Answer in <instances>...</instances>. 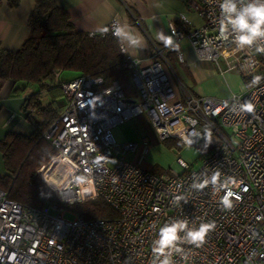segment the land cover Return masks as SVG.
<instances>
[{
	"label": "built area",
	"instance_id": "obj_1",
	"mask_svg": "<svg viewBox=\"0 0 264 264\" xmlns=\"http://www.w3.org/2000/svg\"><path fill=\"white\" fill-rule=\"evenodd\" d=\"M218 5L219 0H187L186 9L201 24L191 25L181 12L168 29L175 45L187 39L199 61L211 62L221 74L238 72L242 88L227 98L192 94L156 45L146 64L119 45L136 97L126 96L117 81L105 84L87 74L63 79L61 70L53 71L65 100L41 133L54 150L36 170L46 192L39 206H31L0 189V264H151L159 228L177 219L209 225L202 245L185 244L174 254L177 264H264V51L221 38ZM115 22L101 32L112 35ZM172 51L173 60L183 62L181 50ZM140 115L158 140L192 147L205 126L216 141L196 169L177 156L181 173L153 172L127 158L138 146L142 155L146 138L118 142L112 134ZM216 172L228 182L231 208L221 204L224 190L190 187L194 175ZM85 173L91 177L87 188L73 183L72 175ZM47 193H56L59 202ZM96 199L116 217L85 219L71 208ZM66 212L73 218L66 219Z\"/></svg>",
	"mask_w": 264,
	"mask_h": 264
},
{
	"label": "trees",
	"instance_id": "obj_2",
	"mask_svg": "<svg viewBox=\"0 0 264 264\" xmlns=\"http://www.w3.org/2000/svg\"><path fill=\"white\" fill-rule=\"evenodd\" d=\"M6 2L11 7L18 4V0ZM28 27V35L17 50L0 47V85L4 80L12 81V92L16 94L34 87L26 93L22 104L24 118L32 130L28 134L9 131L0 140L6 171L0 177V189L13 200L39 206L42 188L36 170L54 154L41 133L64 108V102L58 100L63 92L54 82L53 71L76 72L63 79L87 74L102 77L105 84L117 81L128 97H136V90L125 65L126 56L111 33L75 29L67 12L52 0H35L28 16ZM162 50L168 57L166 48ZM169 50L173 52L172 47ZM165 140L178 148L181 145L175 139ZM50 198L58 200L56 193H51ZM71 208L85 219L116 217V212L101 199L78 203Z\"/></svg>",
	"mask_w": 264,
	"mask_h": 264
},
{
	"label": "crops",
	"instance_id": "obj_3",
	"mask_svg": "<svg viewBox=\"0 0 264 264\" xmlns=\"http://www.w3.org/2000/svg\"><path fill=\"white\" fill-rule=\"evenodd\" d=\"M64 9L75 29L93 33L107 27L112 19L130 25L145 42L143 49L126 47V53L141 59L142 64L151 60L154 45L171 54L168 46L155 39L158 30L170 35L168 23L176 21L183 12L191 25L201 24V18L186 9L187 0H52ZM35 0H18L16 6H9L6 0L0 1V47L9 51L18 49L29 32L28 16ZM136 18L138 22L134 20ZM183 55L180 77L183 85L194 95H209L215 87L210 78L216 77L215 69H209L194 61V51L187 41L177 44ZM168 50V51H167ZM212 64V63H211ZM213 65V64H212ZM28 89V88H27ZM13 82L4 80L0 85V140L9 132L28 134L32 128L25 120L22 104L26 92L13 93ZM116 141L139 142L142 138L155 141V133L145 115L132 118L112 130ZM146 169L152 166L141 164ZM4 175V165L0 153V177Z\"/></svg>",
	"mask_w": 264,
	"mask_h": 264
},
{
	"label": "clouds",
	"instance_id": "obj_4",
	"mask_svg": "<svg viewBox=\"0 0 264 264\" xmlns=\"http://www.w3.org/2000/svg\"><path fill=\"white\" fill-rule=\"evenodd\" d=\"M218 6L221 38L231 39L240 49L255 45L258 50L264 51V0H219ZM111 31L122 52H126V47L133 49L145 47L144 38L126 23L115 22ZM155 39L168 47L177 46L174 44V37L165 34L163 30L157 31ZM71 179L74 184L83 185L85 188L91 182V177L86 173L72 175ZM226 183L228 182L220 180V173L216 172L211 176L194 175L190 187L199 191L212 185L214 190H224L225 195L221 198V204L224 208H231L232 192L226 188ZM208 230L209 225L201 223L199 226H190L187 219L172 220L163 224L158 230L157 238L152 241L151 264H177L173 257L181 251V246L188 244L199 247L204 243Z\"/></svg>",
	"mask_w": 264,
	"mask_h": 264
},
{
	"label": "rangeland",
	"instance_id": "obj_5",
	"mask_svg": "<svg viewBox=\"0 0 264 264\" xmlns=\"http://www.w3.org/2000/svg\"><path fill=\"white\" fill-rule=\"evenodd\" d=\"M173 56L174 55L172 52L171 54H169L167 59L170 62V65L172 66L176 77L181 80L180 71L182 64L173 60ZM194 61L199 63L200 65H203L204 67H208L209 69H215V71L217 72V76L215 78L211 77L209 79L211 85L215 87L214 89L215 91L209 95L221 97V98H227L232 93L239 92L241 90L242 80L237 71H229L227 73L221 74L218 71L217 67L214 64L212 65L211 62L199 61L196 58V56H194ZM75 74L76 72L74 71H63L61 77L66 78L67 76L75 75ZM168 74L172 85L174 86V88H176L177 86L173 74H171L170 72ZM30 90H34V87L30 88ZM58 100L64 102L65 100L64 96L61 95L60 97H58ZM202 129H203L202 134L200 135L199 141L195 146L184 147L180 145L178 148L172 142L169 143V141L166 140L165 141L158 140L154 135L155 141L149 140L148 145L146 146V150L142 153V155H139L141 149L140 146H138L134 151H132L127 155V158L129 160H134V161L138 160V162L143 165L145 163L146 165L152 166L153 167L152 171L156 173L159 172L181 173L182 168L179 166L178 162L176 161L177 156H180L186 163H188V166L190 168L196 169L200 166L201 157L210 149V147L216 141V135L212 133L209 128L203 126ZM5 172L6 171L4 169V173ZM38 183L42 188V193L38 197L39 203L41 204L42 197L45 194L46 190L43 187L42 183L40 182L39 177H38ZM50 195L51 193H47L46 195L48 200H51ZM57 197L58 200H60L58 195ZM58 200L56 202H58ZM64 217L66 219H71L73 218V214L66 212Z\"/></svg>",
	"mask_w": 264,
	"mask_h": 264
}]
</instances>
